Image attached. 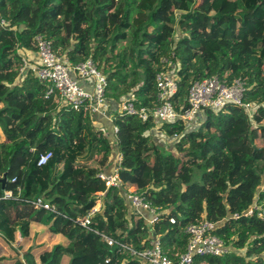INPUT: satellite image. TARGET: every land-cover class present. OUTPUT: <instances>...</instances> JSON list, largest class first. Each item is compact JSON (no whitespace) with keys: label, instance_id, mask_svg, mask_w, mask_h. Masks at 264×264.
Returning a JSON list of instances; mask_svg holds the SVG:
<instances>
[{"label":"trees","instance_id":"1","mask_svg":"<svg viewBox=\"0 0 264 264\" xmlns=\"http://www.w3.org/2000/svg\"><path fill=\"white\" fill-rule=\"evenodd\" d=\"M148 6L147 14L137 11ZM0 16L7 21L0 26V246L11 253L0 264H140L119 243L142 250L154 235L176 261L186 227L206 220L219 223L213 232L231 249L196 263L264 264V219L243 215L264 201V0H0ZM36 35L71 66L90 58L106 76L113 107L131 92L136 105L156 106V74L170 70L177 84L170 100L179 112L190 85L212 75L244 80L254 111L249 117L227 104L198 113V124L166 123L169 138L179 135L171 148L160 143L151 116L113 109L107 137L83 106L72 108L56 92L45 96L48 83L31 70L20 74L21 52L36 49ZM114 148L121 187L97 176ZM47 151L51 157L38 165ZM128 186L159 211L153 225L129 207ZM39 196L56 211L35 209L30 202ZM98 197L91 224L82 226L77 218ZM45 233L61 239L27 244Z\"/></svg>","mask_w":264,"mask_h":264},{"label":"built area","instance_id":"2","mask_svg":"<svg viewBox=\"0 0 264 264\" xmlns=\"http://www.w3.org/2000/svg\"><path fill=\"white\" fill-rule=\"evenodd\" d=\"M7 21L0 16V26H5ZM36 54L38 63H31L26 57L21 56V65L19 72L22 74L25 70H31L41 81L48 83L45 96L54 92L69 104L72 108L78 109L83 106L89 116L98 115L111 119V101L105 96L107 85L106 76L102 73L90 58L71 66L64 56L57 55L53 52L51 41L40 35L35 36ZM165 64L170 61L163 59ZM156 99L158 104L154 107L138 106L135 103V95L131 92L123 96L117 102L116 112L120 114L137 115L141 120L152 117L158 124L174 122L180 119L186 126H190L195 116L205 109L218 111L223 109L227 104H235L246 110L249 117L252 116L254 105L244 100L246 83L240 78H234L227 82L224 78L217 75L194 81L187 92V108L179 112L174 108L170 98L177 90L175 76L170 70H162L156 74ZM85 80L91 83L92 89L88 90L80 81ZM108 114V115H107ZM109 114L111 118H109ZM113 133L117 127L112 125ZM179 135H174V139ZM51 157V152L41 153L38 157L37 164L41 165L47 162ZM121 161V154L116 152L114 165L110 172L100 171L97 176L104 181L106 186L121 187L122 182L118 176V167ZM14 178L11 179L13 181ZM102 193L99 192L98 195ZM11 195V191H5L4 196ZM124 197L129 207L142 215L143 211L148 213L144 220L153 225L159 219V211L155 209L146 197L137 192L133 186H128L124 191ZM35 209L56 211L54 205L43 200L42 197H36L30 202ZM100 207V198L95 200V204L86 214L77 218V221L84 227L91 224L93 213ZM256 213L261 219H264V201L254 202L243 215ZM143 216V215H142ZM234 217L240 216L235 213ZM174 223L175 219L170 218ZM219 223L212 221H202L192 223L186 227L188 240L185 250L180 254L176 261L172 260L163 250L160 239L154 235L150 240L147 248L135 250L119 243L120 246L128 249L131 256L137 258L140 264H206L204 261L195 262V257L203 256H222L231 249L225 241L215 234L213 230ZM107 245L112 246L115 241L109 237H104Z\"/></svg>","mask_w":264,"mask_h":264},{"label":"rangeland","instance_id":"3","mask_svg":"<svg viewBox=\"0 0 264 264\" xmlns=\"http://www.w3.org/2000/svg\"><path fill=\"white\" fill-rule=\"evenodd\" d=\"M150 6L146 7V8H140V9H137L138 12H144V13H148L149 10H150ZM137 29L136 26H132L130 29H129V34H130V37H129V40L127 41L126 45L129 46L130 45V42H131V38H132V35H133V32ZM263 71H264V68H263ZM202 111L199 112V114H201ZM199 114L195 116V120H197L198 122H200V119L198 118L199 117ZM108 115V114H107ZM90 118L91 120H94L93 118V115H90ZM109 118H111L110 114H109ZM104 120H108V118H103ZM194 122H192L191 124H193ZM110 123L107 121L106 122V126H109ZM98 126H101L100 124H98ZM105 126V128H106ZM99 129V128H98ZM160 130H158L160 134L157 133V136L158 138L161 140L160 143H162L163 145L162 146H168V147H171L172 145V141L174 140L173 138H169L168 135L165 133V130L166 129L164 127V125H161L159 127ZM108 135V134H107ZM5 137L0 129V140H4ZM172 148V147H171ZM111 163V162H110ZM195 179H197V176H195ZM35 229V230H34ZM33 229V232H32V235H34V231H36L38 228H34ZM45 237H48L49 238V242H48V246H50L51 244L55 243V242H58L60 241V236L59 235H55V234H50V233H45L43 236H41V238H39L38 240H34L33 237L30 238V240L28 241L27 244H38L40 242H43L45 240ZM0 245H2L0 243ZM16 244L13 245V247H15ZM0 256L1 257H5V256H11V253L8 251V249H6L5 247H1L0 246ZM60 264H68V260L66 258H64Z\"/></svg>","mask_w":264,"mask_h":264},{"label":"crops","instance_id":"4","mask_svg":"<svg viewBox=\"0 0 264 264\" xmlns=\"http://www.w3.org/2000/svg\"><path fill=\"white\" fill-rule=\"evenodd\" d=\"M134 32H133V35H134ZM133 35H132V37H133ZM129 37H130V34H129ZM21 53H23L22 56L26 57L29 62H31V63H38V55L36 54V51L35 50H29V51H25V52H21ZM80 83L83 84L88 90H91L92 89L91 83H88L85 80L80 81ZM116 107H117V104L114 105V107H113V104H112L111 105V110H113V109L116 110ZM93 118H94V120H91L92 123L97 128L102 129L103 132H104V134H106V135L108 134L107 137H109L110 125L109 126H106V122L108 121L109 123H112L111 119H108V120L105 119L104 120L103 118H105V117H101V116H98V115H93ZM193 122H194V124H198L199 123L197 120H193ZM98 124H100L101 126H98ZM105 126H106V128H105ZM111 139H113V141H114L113 134H112V138ZM116 152L117 151L114 148L113 154H112V157H111V161H110L111 163H109V165L107 166V168L105 170L106 172H110L112 170V167L114 165V157H115ZM142 215H143V218H144V216H148V213L146 211H143L142 212ZM35 227L36 228L39 227V229H40L41 226L37 224V225H35ZM17 238H18V240H20L19 233H17Z\"/></svg>","mask_w":264,"mask_h":264},{"label":"water","instance_id":"5","mask_svg":"<svg viewBox=\"0 0 264 264\" xmlns=\"http://www.w3.org/2000/svg\"><path fill=\"white\" fill-rule=\"evenodd\" d=\"M5 181H6V177H3V178L1 179V183H2L1 188H3V185H4Z\"/></svg>","mask_w":264,"mask_h":264}]
</instances>
